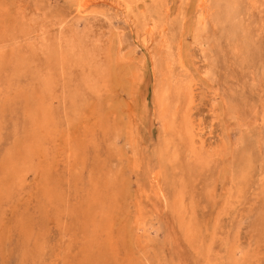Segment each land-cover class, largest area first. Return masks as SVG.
<instances>
[{
  "label": "rangeland",
  "instance_id": "obj_1",
  "mask_svg": "<svg viewBox=\"0 0 264 264\" xmlns=\"http://www.w3.org/2000/svg\"><path fill=\"white\" fill-rule=\"evenodd\" d=\"M0 264H264V0H0Z\"/></svg>",
  "mask_w": 264,
  "mask_h": 264
},
{
  "label": "bare ground",
  "instance_id": "obj_2",
  "mask_svg": "<svg viewBox=\"0 0 264 264\" xmlns=\"http://www.w3.org/2000/svg\"><path fill=\"white\" fill-rule=\"evenodd\" d=\"M88 2H89V1H88ZM98 2H99V1H98ZM85 4H87V3H85ZM86 6H87V5H86ZM86 6H85V7H86ZM87 8H88V7H87ZM78 11H79V10H78ZM82 11H83V10H82Z\"/></svg>",
  "mask_w": 264,
  "mask_h": 264
}]
</instances>
